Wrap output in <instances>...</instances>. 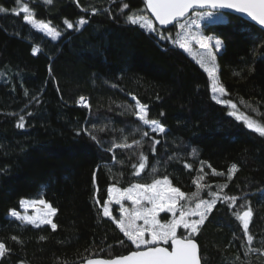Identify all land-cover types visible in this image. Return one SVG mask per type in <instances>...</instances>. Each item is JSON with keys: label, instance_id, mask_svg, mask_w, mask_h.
I'll list each match as a JSON object with an SVG mask.
<instances>
[{"label": "trees", "instance_id": "trees-1", "mask_svg": "<svg viewBox=\"0 0 264 264\" xmlns=\"http://www.w3.org/2000/svg\"><path fill=\"white\" fill-rule=\"evenodd\" d=\"M24 4L61 35L52 40L25 23L23 12L13 13ZM0 5L10 9L0 12V242L9 249L0 264H78L136 250L117 227L116 206L109 204L114 216L103 214L107 188L165 175L181 191L197 193L190 207L211 199L209 191L219 196L191 236L201 264H264V136L213 98L208 74L173 41L176 27L150 33L127 22L133 11L145 10L144 0L19 5L0 0ZM224 14L231 21L227 26L200 25L203 35L224 45L216 60L219 84L231 100L256 105L264 123V32L254 39L252 23ZM80 19L88 23L78 26ZM137 101L166 133H152L139 121ZM22 115L25 126L19 128ZM137 140L141 143L131 148L114 147ZM154 140L160 141L155 152ZM141 154L146 166L137 176L133 166H139ZM193 180L202 185L199 190ZM225 196L237 197L233 207ZM23 199L54 207L56 229L10 217ZM249 209L251 244L238 219ZM189 234L178 229V235Z\"/></svg>", "mask_w": 264, "mask_h": 264}, {"label": "snow or ice", "instance_id": "snow-or-ice-1", "mask_svg": "<svg viewBox=\"0 0 264 264\" xmlns=\"http://www.w3.org/2000/svg\"><path fill=\"white\" fill-rule=\"evenodd\" d=\"M46 3H51L52 0H45ZM19 5L21 0H16ZM146 5V11L150 12L155 21L161 26L173 25L180 31L177 36L185 41H195L201 49L204 50V54L201 56L200 65L204 68V71L208 73L209 78L212 80V92L213 98L215 94H226V90L223 85L219 84L216 76L217 67L216 60L217 54L223 49L224 45L220 39H215L214 44L213 36H206L200 32L199 19L207 18L209 22L214 26H227L231 23L229 18L220 10L231 9L236 13L245 14L246 17H250L251 21H254V25H249V31L252 34V38L260 39L258 33L264 32V0H144ZM123 8H128V4H124ZM210 9V11L198 12L195 9ZM190 10H192L190 12ZM7 9L0 7V12H6ZM15 15H19L20 12L16 9L12 10ZM24 15V22L36 28L38 31H44L46 35L52 40H56L61 33L56 29L50 27L48 23L43 21L37 22L32 16L28 15L30 9L27 4H24L20 9ZM92 14H96V10L93 9ZM189 16H194L197 19L190 20L181 19ZM127 22L133 25H139L150 33L157 32V28L154 27L153 21L142 15L136 13L127 16ZM86 19H80L77 24L83 26L87 24ZM241 23H245L241 20ZM64 24L67 28L72 29L73 24L68 20H64ZM195 25L196 31L193 32L192 26ZM256 26H259L257 28ZM76 30H79L77 27ZM209 31L216 32L215 28L209 29ZM160 39H166L163 35ZM185 44H181L180 47H185ZM215 48V52L213 51ZM33 54H36L38 49L33 47ZM211 65V66H209ZM135 99V97H133ZM80 102L87 107V103L84 98H80ZM220 103L221 101H217ZM230 103V102H228ZM231 107L235 108L234 104ZM137 117L139 121L148 126L152 133L164 134L166 128L163 127L157 120L148 119V109L146 105H142L137 101ZM31 115V114H29ZM163 115V113H161ZM240 119V117H237ZM24 116H20V120L17 123V127L23 128ZM245 122L249 129L258 132L264 136V126L255 124L252 121H248L245 118ZM144 136H148L145 132ZM96 139L95 136H92ZM141 141H133L132 144L123 143L120 145H114V147L131 148L133 144L139 145ZM159 140L153 141V151L155 152V145L159 144ZM111 150V149H110ZM139 167L136 168L135 175L139 176L141 171L146 166V157L141 154ZM190 167V165H185ZM236 170V165L233 164L229 169V179H231L232 172ZM155 171V169H154ZM214 175H222L213 170ZM203 180L204 177H199ZM199 190L200 185L196 180H193ZM208 195L211 199H200L195 204V208H191L188 201L197 196L196 192L187 194L181 191L179 187H174L169 180V177L165 175L162 179H153L151 183H133L129 187H117L115 184L110 185L107 188V199L103 202V214L105 216L110 215L109 204L115 202L120 205L121 218L116 221L117 227L124 234L131 244L135 246L136 250L131 251L128 255H121L114 259H97L89 260L87 264H201V258L198 254L197 243L191 238L192 235L199 231L200 225L207 219L208 214L212 211L216 205L219 196L216 192L209 191ZM225 201H231L229 207H233L237 197L232 196L223 197ZM127 200L131 202L132 207L126 208L122 201ZM182 201L186 203H181ZM99 203V201H97ZM21 205L26 202L21 200ZM32 203H36L33 201ZM40 204L44 205L48 209V218H43L42 223L51 224L53 230L56 229V225L52 223L50 217L55 215L56 209L46 204L45 201L40 200ZM160 213H171L172 218L166 222H161L158 219ZM10 215L17 220H22L26 223L35 224V220L28 216H21L17 211L10 210ZM199 217V219H192V217ZM252 216L251 209L243 212L238 216V219L243 222V228L249 244L252 243L253 237L248 235L249 218ZM137 221H142L138 224ZM38 226V225H37ZM183 228L189 231L188 236L178 235V229ZM12 239L17 240L16 236ZM43 239V237H41ZM6 244L0 242V258H2L6 252H8ZM264 254V253H261Z\"/></svg>", "mask_w": 264, "mask_h": 264}, {"label": "rangeland", "instance_id": "rangeland-1", "mask_svg": "<svg viewBox=\"0 0 264 264\" xmlns=\"http://www.w3.org/2000/svg\"><path fill=\"white\" fill-rule=\"evenodd\" d=\"M0 7H3L4 9H7V10H10L9 8L3 6V5H0ZM23 7L22 6H18L16 9L20 11V9ZM30 9V8H29ZM146 10V8H145ZM143 10V9H139V10H136V11H133L131 14L133 13H136L138 15H142L148 19H151V17H149V14L146 13V11ZM205 11H209V10H205ZM22 12V11H21ZM198 12H204V11H198ZM25 15V13H24ZM28 15L32 16L37 22H40V21H43L45 23H48L50 25V27L56 29L55 27H53L49 21H44V20H40V19H37L34 17V15L32 14L31 12V9H30V12L28 13ZM186 19H190V20H195L197 19L196 17L194 16H189L187 17ZM152 20V19H151ZM153 21V20H152ZM203 21H209L207 18H203V19H199L198 20V23L201 25V23ZM181 22H184V20H182ZM153 24H154V27H156L157 25L154 23L153 21ZM157 29H159V27L157 26L156 27ZM36 29V28H35ZM58 31V29H56ZM193 32L196 31V28H195V25L192 26V29H191ZM180 30L177 28V33L179 32ZM42 33L45 34L44 31H41ZM201 32V31H200ZM177 33L173 39V41L175 42V44H177L178 46H180L181 44H185L186 46L185 47H181L193 60H195L199 65H200V59H201V56L204 54V50L201 49L199 47V45H197L195 43V41H191V40H188V41H185L184 39L180 38L177 36ZM46 35V34H45ZM48 36V35H47ZM206 36H212V35H206ZM49 37V36H48ZM214 37V36H213ZM215 39H219L217 37H214L213 38V41L212 43L214 44V41ZM213 51L215 52V48H213ZM201 66V65H200ZM211 66V65H209ZM217 67V65H216ZM204 69V68H203ZM207 73V72H206ZM208 74V73H207ZM216 76H217V72H216ZM218 79V78H217ZM211 81V88H212V80L210 79ZM213 93V92H212ZM215 100L216 101H221L220 103L223 104L224 106H226L227 108V112L232 116L234 117L235 119L239 120V121H242L246 126V122H245V118L248 120V121H252L254 122L255 124H258L260 126H264L262 124L259 117H257L259 114V110L257 109L256 105L250 103V102H247V101H244V100H239L238 102L237 101H233L231 100L230 98H228L226 96V94H220L219 92H217L215 94ZM230 102V103H228ZM231 104H234L235 105V108L231 107ZM138 111V110H137ZM237 117H240V119H238ZM139 166H137L136 168H138ZM135 172H136V169H135ZM162 179V178H160ZM134 183H137V182H134ZM151 183V182H150ZM133 184V183H132ZM113 185V184H112ZM173 185V184H172ZM130 186V185H129ZM127 186V187H129ZM174 186V185H173ZM118 187V186H117ZM176 187V186H174ZM24 200V199H23ZM26 203L24 205H21L20 203V206H19V209L18 210H15L17 211L21 216H28V217H31L35 220V224H31L33 226H39V225H43V224H46V223H42L41 220L43 218H48V209L44 207V205L40 204L39 201L40 200H37L35 201L36 203H32L33 201H27V200H24ZM21 202V201H20ZM46 204H48L47 202H45ZM114 206H116V209H115V212L117 214V217H116V220H119L121 218V214H120V205H117L114 201L111 202ZM123 205L126 207V208H131L132 205H131V202L130 201H127V200H124L122 201ZM49 205V204H48ZM191 208H195V207H191ZM109 213H111V215H115L114 213H112V209L110 208L109 206ZM10 215V213H9ZM10 217H12L10 215ZM196 217V216H194ZM194 217H192V219H195ZM12 218H15V217H12ZM172 218V214L171 213H160L159 216H158V219L161 220V222H166L167 220H170ZM16 219V218H15ZM52 223H53V215L50 217ZM21 222H24L22 220H19ZM26 223V222H24ZM138 224H141L142 221H137ZM30 224V223H28ZM51 226V224H49Z\"/></svg>", "mask_w": 264, "mask_h": 264}, {"label": "water", "instance_id": "water-1", "mask_svg": "<svg viewBox=\"0 0 264 264\" xmlns=\"http://www.w3.org/2000/svg\"><path fill=\"white\" fill-rule=\"evenodd\" d=\"M145 8H146V5H145ZM205 10H209V11H210V9H207V8H205V9H195V11H205ZM191 11H192V10H190V12H191ZM220 11H222L223 13L236 15V16H238V17H240V18H242V19H244V20H246V21L252 23L253 25L255 24V22H254V21H251V18H250V17H246L245 14H242V13H236L234 10H231V9H224V10H220ZM147 13L149 14V16L151 17V19L154 21V23H155L159 28H165V27L169 26V25H167V26H161V25H159L158 22L155 21V17H153V16L151 15L150 12L147 11ZM185 18H187V17H185ZM185 18L181 19V21L184 20ZM256 27L259 28V26H256ZM244 212H245V211H244ZM242 214H243V213H241V215H242ZM193 240H194V239H193ZM194 242H196V241L194 240ZM196 243H197V242H196ZM197 246H198V254H199V256H200V250H199V245H198V243H197ZM133 251H135V250H133ZM129 253H130V252H129ZM129 253H127V254H125V255H128ZM116 257H118V256H116ZM116 257H113V258L94 257V258L86 259V260H84L83 262L78 263V264H87V262H88L89 260H97V259L108 260V259H114V258H116Z\"/></svg>", "mask_w": 264, "mask_h": 264}, {"label": "built area", "instance_id": "built-area-1", "mask_svg": "<svg viewBox=\"0 0 264 264\" xmlns=\"http://www.w3.org/2000/svg\"><path fill=\"white\" fill-rule=\"evenodd\" d=\"M84 101L86 102V99L84 98ZM81 103V102H80ZM83 104V103H82Z\"/></svg>", "mask_w": 264, "mask_h": 264}]
</instances>
